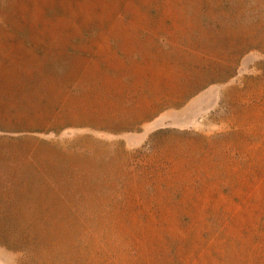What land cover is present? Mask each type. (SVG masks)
I'll use <instances>...</instances> for the list:
<instances>
[{"label":"rangeland","instance_id":"rangeland-1","mask_svg":"<svg viewBox=\"0 0 264 264\" xmlns=\"http://www.w3.org/2000/svg\"><path fill=\"white\" fill-rule=\"evenodd\" d=\"M14 25L92 42L63 127L0 132V264H264V0H0Z\"/></svg>","mask_w":264,"mask_h":264},{"label":"crops","instance_id":"crops-1","mask_svg":"<svg viewBox=\"0 0 264 264\" xmlns=\"http://www.w3.org/2000/svg\"><path fill=\"white\" fill-rule=\"evenodd\" d=\"M68 31L64 26L14 25V31L4 33L0 46L10 51L13 66L11 95L0 100V108L8 104L10 122H0V132L9 133V138L61 128L64 114H71L69 109L77 104L74 86L66 85L67 60L90 57L79 48L90 47L92 40ZM138 99L136 106L135 101L127 103L128 108L140 111L131 114L126 127L147 124L161 110L158 98L152 95Z\"/></svg>","mask_w":264,"mask_h":264}]
</instances>
